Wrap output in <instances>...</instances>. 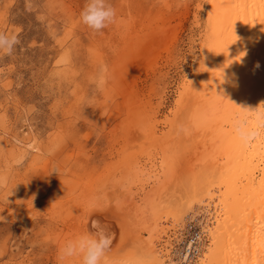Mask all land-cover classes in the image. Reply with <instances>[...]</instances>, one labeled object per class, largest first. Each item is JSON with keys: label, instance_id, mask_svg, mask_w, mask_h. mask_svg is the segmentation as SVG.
Wrapping results in <instances>:
<instances>
[{"label": "rangeland", "instance_id": "1", "mask_svg": "<svg viewBox=\"0 0 264 264\" xmlns=\"http://www.w3.org/2000/svg\"><path fill=\"white\" fill-rule=\"evenodd\" d=\"M106 2L116 19L97 33L81 20L88 0H0V33L18 41L0 51V264H58L83 234L85 195L142 155L131 126L156 113L163 129L192 71L216 68L225 47L208 0ZM247 77L254 104L264 71Z\"/></svg>", "mask_w": 264, "mask_h": 264}, {"label": "bare ground", "instance_id": "2", "mask_svg": "<svg viewBox=\"0 0 264 264\" xmlns=\"http://www.w3.org/2000/svg\"><path fill=\"white\" fill-rule=\"evenodd\" d=\"M208 3L221 45L235 50L214 47L222 52L216 68L192 71L163 129L156 113L131 126V148H143L133 171L109 174L81 201L83 234L100 231L111 241L103 264H264V128L241 110L264 109L263 95L252 104L245 94L248 74L264 71V0ZM238 121L256 135L242 141Z\"/></svg>", "mask_w": 264, "mask_h": 264}, {"label": "clouds", "instance_id": "3", "mask_svg": "<svg viewBox=\"0 0 264 264\" xmlns=\"http://www.w3.org/2000/svg\"><path fill=\"white\" fill-rule=\"evenodd\" d=\"M116 19L115 9L109 5L106 0H88L85 8L81 13L82 23L93 32L100 33L109 24ZM15 36H7L0 33V51L5 54H11L17 43ZM241 110L252 113L255 116L259 127L264 128V109L258 107L254 111L247 109ZM178 133L185 132L183 125L177 126ZM236 135L244 142L251 136L256 135L255 131L250 130L246 123L238 121L234 126ZM111 241L100 231H92L82 234L73 240H69L60 249L58 254V264L65 262L73 257H81L82 264H102L106 259V253L110 249Z\"/></svg>", "mask_w": 264, "mask_h": 264}]
</instances>
